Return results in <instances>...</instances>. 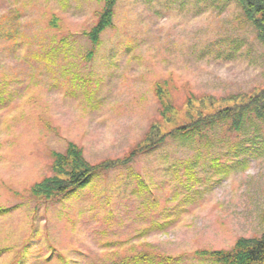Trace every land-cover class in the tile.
<instances>
[{"label":"rangeland","instance_id":"obj_1","mask_svg":"<svg viewBox=\"0 0 264 264\" xmlns=\"http://www.w3.org/2000/svg\"><path fill=\"white\" fill-rule=\"evenodd\" d=\"M103 6L0 0V206L12 207L0 264L24 246L25 264H218L203 252L264 232L258 118L171 138L49 201L32 195L70 142L93 165L128 155L161 118L158 84L179 108L264 88V44L236 0H118L95 46Z\"/></svg>","mask_w":264,"mask_h":264},{"label":"trees","instance_id":"obj_2","mask_svg":"<svg viewBox=\"0 0 264 264\" xmlns=\"http://www.w3.org/2000/svg\"><path fill=\"white\" fill-rule=\"evenodd\" d=\"M100 1L104 2V6L98 12L96 24L88 32L95 46L100 45L101 34L114 26L118 4V0ZM236 1L255 27L258 39L264 44V0ZM55 19L56 16L53 24L57 26ZM15 38H18V32ZM157 92L163 104L161 118L151 125L144 139L128 155L93 165L84 157L82 148L70 142L65 152H53L54 174L36 182L31 187L32 195L40 201L62 196L72 188L89 182L100 169L125 166L137 155L157 149L171 138L185 142L204 140L208 137L209 128H215L221 123L228 126L229 131L243 132L246 124L254 118L264 122V88L256 89L254 93L233 94L220 99L213 95L191 98L184 108L176 107L171 98L170 101L166 100L168 92L160 84L157 85ZM188 174L191 176L192 173ZM11 211L12 207L0 206V217ZM19 250L17 264H25L20 259L27 256L26 251L29 253V249L24 246ZM2 253L0 249V255ZM204 253L218 264H264V232L259 237H241L231 250H206Z\"/></svg>","mask_w":264,"mask_h":264}]
</instances>
